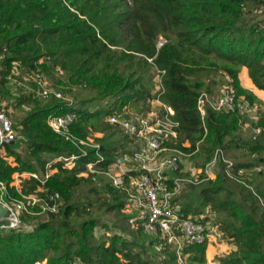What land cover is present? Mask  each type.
<instances>
[{
    "label": "trees",
    "instance_id": "trees-1",
    "mask_svg": "<svg viewBox=\"0 0 264 264\" xmlns=\"http://www.w3.org/2000/svg\"><path fill=\"white\" fill-rule=\"evenodd\" d=\"M130 1L0 0V94L10 96L6 76L17 62L23 73L39 72L76 99L69 104L34 92L14 97L18 111L22 104L28 110L12 124L17 126L14 142L4 145L6 155L19 157V162L11 165L0 156L6 199L41 188L40 195L58 192L62 204L57 213L41 219L35 213L40 207L34 205L33 213L22 215L24 226L0 228V264H178L173 251L154 248L159 237L131 226L123 211L124 191L103 173L124 155L128 142L104 117L134 102L148 104L153 96L171 107L179 124L177 141L167 145L189 154L191 165L206 167L221 149L233 163L232 172L251 170L250 178L235 179L217 160L212 165L218 167L215 176L200 173V181L186 183L177 200L185 215L204 213L210 206L212 223L234 245L217 264H264V108L259 107V121L238 109L216 110L207 104L203 117L198 109L201 93L215 95L222 74L231 78L236 99L243 96L260 106L261 100L242 86L239 72L245 66L254 85L264 90V0ZM159 35L167 41L157 49ZM155 75L159 94L152 93ZM109 98L112 108L107 110L89 104ZM68 112L75 113L69 130L79 139L87 138L90 127L104 125L103 135L94 137L97 148L81 145L86 155L47 124L50 115ZM247 120L250 125L244 129ZM22 142L26 147L20 156ZM71 155L76 158L70 168L57 159ZM87 162L102 172L88 171ZM178 168H184L181 160ZM15 172L36 177L23 179L17 190L11 185ZM82 186L96 199H79L76 191ZM206 248L207 241L187 246L186 261L205 264Z\"/></svg>",
    "mask_w": 264,
    "mask_h": 264
},
{
    "label": "built area",
    "instance_id": "built-area-1",
    "mask_svg": "<svg viewBox=\"0 0 264 264\" xmlns=\"http://www.w3.org/2000/svg\"><path fill=\"white\" fill-rule=\"evenodd\" d=\"M126 1L128 4L131 3L130 0ZM166 41L167 39L163 35H159L156 43L157 49ZM2 58L3 55L0 54V60ZM225 76L222 87L217 94L203 92L199 96L198 109L200 115L202 117L205 115V105L208 104L216 110L232 111L238 109L241 114L249 116L254 121H259V105L257 103L250 104L243 96L236 99L231 78ZM6 79L9 89L13 88L12 91L9 90L11 95L9 97L12 99L19 95L15 91L17 90L19 93L34 92L37 96L44 98L53 96L69 104L73 102V99L66 98L62 91L52 87L43 74L20 71L17 62H13L11 73L6 76ZM2 80V65L0 63V82ZM28 82L35 83V86H30ZM11 86L13 87L10 88ZM156 91H158L157 94L161 91L159 79ZM151 100L157 102L159 106L157 109H151L134 116L126 115L122 110H113L105 116V121L116 126L126 135L128 142L124 155L109 164L103 173L115 187L124 191L126 205L123 211L129 215L128 222L131 226L135 228L141 226L144 232L159 237L161 242L154 245L157 251L160 252L165 249L173 251L178 264H190L186 261L184 253L187 246L208 241L210 236L221 237L222 233L217 225H210L212 217L207 214V211L195 215L183 214L180 211L177 196L186 183H198L200 180L197 177L200 173H206L209 177L208 168L217 160L224 162V170L232 178H247L245 176L247 170L238 168L236 172H232L233 163L225 159L221 149L215 151L212 160L204 168L193 166V171H186L184 168L179 169L180 155L188 157L189 154L167 145L177 141L178 121L173 118L171 107L160 102L157 96H153ZM6 101V97L0 94V156L3 157L6 155L1 152L4 145L17 137V126H12L13 121L6 114L8 108ZM22 108L28 110V106L24 104H22ZM75 119L74 112L52 114L47 118V124L56 134L76 144L82 155H86L87 150L81 145L97 148L98 144L93 143L88 136L83 140L70 133L69 126ZM253 131L256 133L258 129H253ZM183 145L188 146V143L184 142ZM126 154L128 160L125 158ZM98 157V161L103 159L100 154ZM75 158L74 155H71L57 159H63L65 161L64 166L70 168L74 166ZM121 162L127 164L123 170L120 167ZM85 166L90 172H102L94 167L93 162H87ZM177 171L183 175L175 174ZM187 172L190 174L189 176L185 175ZM48 174L50 173L47 172L46 177ZM29 175L36 177L35 173H29ZM38 191L41 192L43 189L38 188L35 192L23 195L19 199H6L8 197L6 186L0 181V202L9 213L7 216L8 224L6 226L1 225L0 228L18 229L24 226L25 222L22 215L23 213H33L31 208L34 205L40 207V210L35 213H57L62 204L60 194L55 191L40 195ZM44 262L45 260L35 261L34 264H44Z\"/></svg>",
    "mask_w": 264,
    "mask_h": 264
},
{
    "label": "rangeland",
    "instance_id": "rangeland-1",
    "mask_svg": "<svg viewBox=\"0 0 264 264\" xmlns=\"http://www.w3.org/2000/svg\"><path fill=\"white\" fill-rule=\"evenodd\" d=\"M248 73V72H247ZM225 74H222L221 76H220V79H221V84L219 85V86H216V88L214 89V91H215V94L216 93H218L219 91H220V88L222 87V84H223V82H224V79H225ZM158 79H159V77H158V75H155V77H154V82H155V87H154V90H153V94L155 93V91H156V88H157V86H158ZM48 81H49V84L52 86V87H54V84H55V82H54V80L53 79H51V78H49L48 77ZM13 86H11L10 88H12ZM10 91H12L13 90V88L12 89H9ZM18 94H19V92L17 91V90H15ZM84 93H85V96H91L92 95V93L89 91H87V92H85L84 91ZM66 96V98H70V99H72L73 98V100L75 101L76 99H74V97L71 95V94H69V93H66L65 94ZM10 97H11V95H10ZM10 97H6V102L8 103V108H7V112H6V114H7V116L11 119V121H13L14 123H16L17 122V120L22 116V115H24V113L27 111V110H25V109H22V111L20 112V111H18L16 108H15V106H14V103H15V101H14V99H12V98H10ZM15 97H17V96H15ZM260 100H261V103H260V108L262 107V108H264V100L262 99V98H259ZM110 102H111V99L109 98V99H107V101L106 100H103V101H101V102H99V103H89L91 106H100V107H103V108H105L106 110L107 109H110V108H112V105L110 104ZM25 105V104H24ZM77 107H79L80 105H76ZM159 106H158V104H157V102L156 101H154V100H151V101H149V103L148 104H142L141 102H134V103H132V104H129L127 107H124L123 109H122V111L124 112V114H126V115H128V116H134V115H138V114H140V113H144V112H146V111H149V110H151V109H157ZM93 109V108H92ZM259 115V114H258ZM106 119V117H104V120ZM250 120H252V119H250ZM250 120H247V122H245L244 124H243V128L244 129H246L247 127H249V125H250ZM103 127H104V125L103 126H93V127H90V134L88 135V137H89V139H91V141L93 142V143H95L96 144V142H94V137H101L102 135H103ZM254 132V131H253ZM255 133V132H254ZM98 144V143H97ZM25 147H26V143L25 142H22V144H21V146H20V148L18 149V153H19V155L21 156V155H23L24 154V152H25ZM128 150V149H127ZM123 151H121V153H122ZM128 152V151H127ZM9 158V160H10V162H11V164L12 165H15L14 163H18L19 162V157H13L14 159H12L11 157H8ZM125 158L127 159L128 158V155L126 154L125 155ZM128 160V159H127ZM182 161L183 162V165H184V169L186 170V171H188V170H190V171H193V165H191L190 164V161H189V159L187 158V157H185V156H181L180 155V159H179V161ZM120 167H121V169L123 170V169H125L126 167H127V164L125 163L124 164V162H121L120 163ZM212 166V165H211ZM209 167L208 168V171H207V174H208V176L210 177V178H213L214 176H215V174H216V170H217V166H212V167ZM49 173H51L52 171L51 170H49L48 171ZM249 173V174H248ZM250 173H251V170H247L246 172H245V176L247 177V178H250L251 176H250ZM192 174V173H191ZM81 175H84V176H86V172H83ZM193 175V174H192ZM194 176V175H193ZM27 177H29L28 175L27 176H25V178H27ZM19 179H23L22 177H17V178H15L14 179V183H19L18 181H19ZM97 187H100V180H98V184H97ZM76 196L79 198V199H81V200H84L85 199V197L86 196H89L92 200H94V199H96V195L95 194H91V193H89L88 192V190H87V188L85 187V186H82V187H80L77 191H76ZM205 211H207V214H209L212 218H211V222H210V225L211 224H213L212 223V220L214 219V213H212V211H211V209H210V206L209 205H207L206 206V208H205ZM48 214H40V219L41 218H44V217H46ZM34 220V219H33ZM38 221V220H37ZM36 220H34V222H37ZM100 231V229L99 228H96V232H99ZM234 248V245L230 242V240L229 239H227L226 237H224V236H221V237H214V236H210L209 237V239H208V241H207V248H206V255H205V259H206V262H205V264H217L218 263V260H217V258L219 257V256H223V255H226L231 249H233ZM161 258H162V255H161V253L160 254H158V256H157V260L158 261H160L161 260ZM156 261V260H155ZM156 264H159V262H157Z\"/></svg>",
    "mask_w": 264,
    "mask_h": 264
},
{
    "label": "crops",
    "instance_id": "crops-1",
    "mask_svg": "<svg viewBox=\"0 0 264 264\" xmlns=\"http://www.w3.org/2000/svg\"><path fill=\"white\" fill-rule=\"evenodd\" d=\"M239 78H240V82H241L242 86L251 90L258 98H262L264 100V90L258 89L254 85V83L252 82V80L248 76L247 68L245 66L241 67L240 72H239ZM1 152L6 154L5 148ZM8 157H11L12 159H14V158L11 155H5L4 156V158L11 164ZM14 164H17V163H14ZM51 171L53 172L54 169H51ZM27 175L29 176V173H26V172H23V173L15 172V173H13V175H12L13 181L11 182V185H14L17 188V190H20L21 183H22L23 179H25V176H27ZM17 177H22L23 179L22 180L19 179V181H18L19 183L16 184V183H14V179Z\"/></svg>",
    "mask_w": 264,
    "mask_h": 264
},
{
    "label": "water",
    "instance_id": "water-1",
    "mask_svg": "<svg viewBox=\"0 0 264 264\" xmlns=\"http://www.w3.org/2000/svg\"><path fill=\"white\" fill-rule=\"evenodd\" d=\"M14 141H11L13 143ZM8 211L5 208V206L0 202V226H6L8 224L7 216H8Z\"/></svg>",
    "mask_w": 264,
    "mask_h": 264
}]
</instances>
